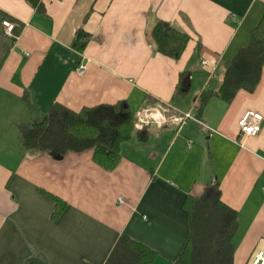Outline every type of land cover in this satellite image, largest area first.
Wrapping results in <instances>:
<instances>
[{"label": "crops", "instance_id": "crops-1", "mask_svg": "<svg viewBox=\"0 0 264 264\" xmlns=\"http://www.w3.org/2000/svg\"><path fill=\"white\" fill-rule=\"evenodd\" d=\"M263 16L264 0H0V264H106L122 236L153 252L152 264H175L191 235L185 202L216 181L238 212L234 264L264 252V123L255 137L238 125L247 112L264 118V69L253 93L212 98L196 115ZM159 22L189 36L180 57L158 51ZM79 31L90 36L83 51ZM184 72L191 86L177 100ZM119 102L147 134L122 144L112 170L92 150L55 157L23 145L21 127L54 104ZM143 110L191 119L139 130ZM54 197L65 203L58 220Z\"/></svg>", "mask_w": 264, "mask_h": 264}, {"label": "trees", "instance_id": "trees-1", "mask_svg": "<svg viewBox=\"0 0 264 264\" xmlns=\"http://www.w3.org/2000/svg\"><path fill=\"white\" fill-rule=\"evenodd\" d=\"M36 4L38 0H28ZM79 31L74 47L83 51L90 38ZM152 39L162 54L178 58L189 42V36L179 29L159 22ZM264 69V16L250 34L249 43L223 66L222 83L218 90H207L196 105V115L201 118L207 103L215 97L231 103L240 91L253 93L259 85ZM190 73L180 76L175 98L189 93ZM135 113L128 103L100 105L74 112L54 104L43 117L33 124L21 127L25 148L61 157L69 152L83 153L92 150L95 161L112 170L120 161L121 146L146 129L135 130ZM53 215L61 216L65 203L58 198ZM185 207L190 214L191 235L175 264H234V236L239 228L238 212L222 201L219 182H213L199 197L189 196ZM155 254L141 244L122 236L106 264H152ZM32 264H46L35 259Z\"/></svg>", "mask_w": 264, "mask_h": 264}, {"label": "built area", "instance_id": "built-area-1", "mask_svg": "<svg viewBox=\"0 0 264 264\" xmlns=\"http://www.w3.org/2000/svg\"><path fill=\"white\" fill-rule=\"evenodd\" d=\"M3 26L5 28V34L11 36L14 30V26L10 22H4ZM205 64V63H204ZM85 68H80L79 74H85ZM191 119V115H185L180 118H171L165 116L164 113L153 110H143L138 114V123L136 125L137 129L142 130L145 126L150 124H156L162 126L167 123L174 125H182L186 120ZM264 118L258 112H247L242 119L239 121L240 134L246 137H255L258 136L263 127ZM121 204L125 203V200L122 198L120 200ZM252 264H264V252L260 251L254 258Z\"/></svg>", "mask_w": 264, "mask_h": 264}, {"label": "rangeland", "instance_id": "rangeland-1", "mask_svg": "<svg viewBox=\"0 0 264 264\" xmlns=\"http://www.w3.org/2000/svg\"><path fill=\"white\" fill-rule=\"evenodd\" d=\"M239 131H240V129H239ZM253 260H254V258H253ZM253 260L251 261V264H252Z\"/></svg>", "mask_w": 264, "mask_h": 264}]
</instances>
